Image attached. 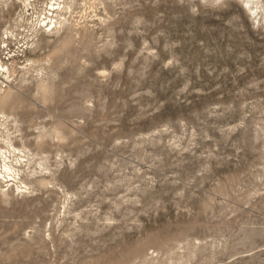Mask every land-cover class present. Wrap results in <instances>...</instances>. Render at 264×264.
I'll list each match as a JSON object with an SVG mask.
<instances>
[{
    "label": "rangeland",
    "instance_id": "374dc122",
    "mask_svg": "<svg viewBox=\"0 0 264 264\" xmlns=\"http://www.w3.org/2000/svg\"><path fill=\"white\" fill-rule=\"evenodd\" d=\"M74 1L33 40L0 0L14 144L56 171L0 177V264H264V0Z\"/></svg>",
    "mask_w": 264,
    "mask_h": 264
},
{
    "label": "bare ground",
    "instance_id": "6f19581e",
    "mask_svg": "<svg viewBox=\"0 0 264 264\" xmlns=\"http://www.w3.org/2000/svg\"><path fill=\"white\" fill-rule=\"evenodd\" d=\"M14 1L19 2V7H21V13L19 16L20 22H22L21 26L29 31H33L31 34L34 38L33 40H40L45 37L60 34L61 31L66 30V27L72 19V7L74 6V0H46L44 1V5H46V7L42 4L40 5V10L38 9L39 0ZM7 2L8 0H4L3 3L6 4ZM243 4L248 11L252 13V17L255 16L254 19L259 20L258 17L261 16L262 7H259L258 0H244ZM260 19H264V15ZM260 22L262 21L260 20ZM43 26L45 28H43ZM11 59L13 60V57L9 58L7 62L2 61L0 64L2 70L6 68L7 73H9V77H12V73L15 72V70H12L8 65V62H10ZM29 71L30 68L26 73H29ZM2 74L6 75L4 71H2ZM2 90L4 89L0 86V177L5 181L6 187L10 185L13 186L14 193L15 191L29 193L31 183H37L39 186H48L49 183H52L45 181L43 176L47 171H50L51 176H53L56 171L51 169L49 158H42V156L32 153L26 146L22 148L14 144V140L18 136L14 135V132H12L13 127L11 128V126L16 123L17 119L13 117V115H7L4 112L3 108L5 105L9 103L11 104L9 94L10 90L6 89L3 93ZM16 104H14V106H17ZM16 132H19V129L16 130ZM51 134L54 138L60 137L59 132L56 129H54ZM172 262L170 263L172 264Z\"/></svg>",
    "mask_w": 264,
    "mask_h": 264
}]
</instances>
